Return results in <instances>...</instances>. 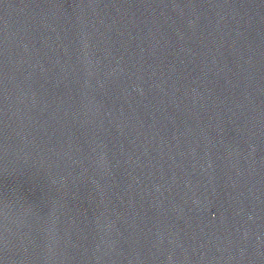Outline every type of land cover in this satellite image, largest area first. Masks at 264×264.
<instances>
[{
    "label": "water",
    "instance_id": "1",
    "mask_svg": "<svg viewBox=\"0 0 264 264\" xmlns=\"http://www.w3.org/2000/svg\"><path fill=\"white\" fill-rule=\"evenodd\" d=\"M0 264H264V0H0Z\"/></svg>",
    "mask_w": 264,
    "mask_h": 264
}]
</instances>
